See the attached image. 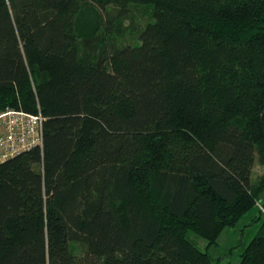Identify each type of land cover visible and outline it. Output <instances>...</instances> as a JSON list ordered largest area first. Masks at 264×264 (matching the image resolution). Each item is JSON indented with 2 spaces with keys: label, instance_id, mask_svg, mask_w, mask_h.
Listing matches in <instances>:
<instances>
[{
  "label": "trees",
  "instance_id": "trees-1",
  "mask_svg": "<svg viewBox=\"0 0 264 264\" xmlns=\"http://www.w3.org/2000/svg\"><path fill=\"white\" fill-rule=\"evenodd\" d=\"M7 108L43 144L0 164V264H214L264 207V0H0Z\"/></svg>",
  "mask_w": 264,
  "mask_h": 264
},
{
  "label": "rangeland",
  "instance_id": "rangeland-1",
  "mask_svg": "<svg viewBox=\"0 0 264 264\" xmlns=\"http://www.w3.org/2000/svg\"><path fill=\"white\" fill-rule=\"evenodd\" d=\"M138 7L148 8L153 5L141 4ZM143 9L135 8V18L140 20L141 23H145V18L139 16V11ZM137 15V16H136ZM127 40L132 42V35H126ZM264 173V166L260 165L256 161L253 178L257 179ZM264 203V201H263ZM264 222V216L261 215V209L259 206H255L245 217H243L237 227L226 229L219 239V245L212 249L214 256V264H239L240 254L248 243L259 233L262 223ZM189 237L192 239L199 248L206 250L208 244L207 240L199 236L193 231L189 232Z\"/></svg>",
  "mask_w": 264,
  "mask_h": 264
},
{
  "label": "built area",
  "instance_id": "built-area-1",
  "mask_svg": "<svg viewBox=\"0 0 264 264\" xmlns=\"http://www.w3.org/2000/svg\"><path fill=\"white\" fill-rule=\"evenodd\" d=\"M43 120L40 115L11 108L0 112V164L43 144Z\"/></svg>",
  "mask_w": 264,
  "mask_h": 264
}]
</instances>
